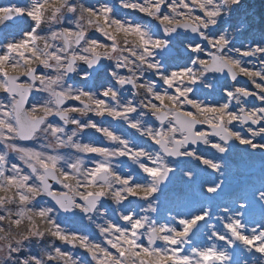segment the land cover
I'll return each mask as SVG.
<instances>
[{
	"label": "snow or ice",
	"instance_id": "obj_1",
	"mask_svg": "<svg viewBox=\"0 0 264 264\" xmlns=\"http://www.w3.org/2000/svg\"><path fill=\"white\" fill-rule=\"evenodd\" d=\"M0 93V264H264L248 0H0Z\"/></svg>",
	"mask_w": 264,
	"mask_h": 264
},
{
	"label": "rangeland",
	"instance_id": "obj_2",
	"mask_svg": "<svg viewBox=\"0 0 264 264\" xmlns=\"http://www.w3.org/2000/svg\"><path fill=\"white\" fill-rule=\"evenodd\" d=\"M3 2L6 3V2H8V0H3ZM96 35L99 36V34H96ZM100 39L103 40L104 38L100 37ZM2 97H3V94L0 93V98H2ZM249 151H251V150L246 149V152H245L246 155L248 157L255 156V159H254L255 161H257V159L260 158V156L264 157V154H262L261 152L260 153H258V152L253 153V152H249ZM244 156H245L244 153H242L241 155H238L236 157V159L232 160V164H231L230 169H227L228 183L239 182L241 184H244V187L241 190L232 193L230 196H231V198H235L236 196H239V195H246L248 197V199L251 200L252 193L255 191V189L257 187L260 186L261 182L264 181V173L262 175V180L260 183H256V181L253 179V177L249 176L248 174L243 173L242 172V157H244ZM261 162H263V161H261ZM226 198H228V197H226ZM252 215L254 216V218L256 220L261 219L260 209L255 205H253Z\"/></svg>",
	"mask_w": 264,
	"mask_h": 264
},
{
	"label": "trees",
	"instance_id": "obj_3",
	"mask_svg": "<svg viewBox=\"0 0 264 264\" xmlns=\"http://www.w3.org/2000/svg\"><path fill=\"white\" fill-rule=\"evenodd\" d=\"M251 5L252 11L256 13L257 19L262 12H264V0H248Z\"/></svg>",
	"mask_w": 264,
	"mask_h": 264
},
{
	"label": "flooded vegetation",
	"instance_id": "obj_4",
	"mask_svg": "<svg viewBox=\"0 0 264 264\" xmlns=\"http://www.w3.org/2000/svg\"><path fill=\"white\" fill-rule=\"evenodd\" d=\"M244 83L241 82V85H243ZM244 149L243 146L239 147V148H233L226 156V158L232 156L235 152H241Z\"/></svg>",
	"mask_w": 264,
	"mask_h": 264
},
{
	"label": "water",
	"instance_id": "obj_5",
	"mask_svg": "<svg viewBox=\"0 0 264 264\" xmlns=\"http://www.w3.org/2000/svg\"><path fill=\"white\" fill-rule=\"evenodd\" d=\"M235 187L236 186H231V187L227 186V193L230 192L231 190H233Z\"/></svg>",
	"mask_w": 264,
	"mask_h": 264
}]
</instances>
